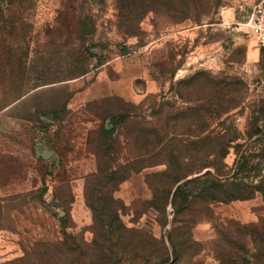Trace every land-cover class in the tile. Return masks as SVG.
<instances>
[{"label":"rangeland","instance_id":"374dc122","mask_svg":"<svg viewBox=\"0 0 264 264\" xmlns=\"http://www.w3.org/2000/svg\"><path fill=\"white\" fill-rule=\"evenodd\" d=\"M262 1L0 0L1 264H264Z\"/></svg>","mask_w":264,"mask_h":264},{"label":"trees","instance_id":"16d2710c","mask_svg":"<svg viewBox=\"0 0 264 264\" xmlns=\"http://www.w3.org/2000/svg\"><path fill=\"white\" fill-rule=\"evenodd\" d=\"M204 0H116V4L118 5L119 10L126 9L127 7H130V5H135L139 4L141 6V9H143V16L147 15L148 13H160L161 11H164L165 14L168 16H175L176 18L179 17V20L176 21L177 23H182L185 21L191 20L190 14L193 9V7H198V5H204L203 4ZM200 22V20H197ZM196 77H191L185 80H182L179 82V86H193L195 82ZM20 97V96H19ZM235 141H228L227 142V148L225 149V152H223V155L227 154L228 148H230V144ZM247 161H241L239 160L237 167L240 168V172H243L245 169ZM206 175H211L210 173ZM185 177L177 178L175 184L181 182ZM264 183V177L262 176V181L260 182V185L257 187H254L253 190H258L261 188L260 186ZM242 184H227L226 186H229L231 188L235 187L236 190H240L241 193H246L244 192L245 190L241 187ZM223 185V187H226ZM229 189V188H228ZM184 189L183 187L179 186L174 195H173V203L175 206H177V202L180 200L182 203L188 201V196L184 194ZM229 193V192H228ZM254 194V193H253ZM250 197V196H249ZM248 196H243L240 194V196H232L230 200H236V199H248ZM118 221V219H117ZM120 222V221H119ZM37 251V249H36ZM31 257H25L22 259H16L11 262H7L4 264H24L25 261L29 262ZM164 263V262H163ZM1 264V263H0Z\"/></svg>","mask_w":264,"mask_h":264},{"label":"built area","instance_id":"2783aa9c","mask_svg":"<svg viewBox=\"0 0 264 264\" xmlns=\"http://www.w3.org/2000/svg\"><path fill=\"white\" fill-rule=\"evenodd\" d=\"M244 28L258 47L264 49V0L247 16Z\"/></svg>","mask_w":264,"mask_h":264},{"label":"water","instance_id":"95a60500","mask_svg":"<svg viewBox=\"0 0 264 264\" xmlns=\"http://www.w3.org/2000/svg\"><path fill=\"white\" fill-rule=\"evenodd\" d=\"M44 157L48 158L49 154H47L46 152H44Z\"/></svg>","mask_w":264,"mask_h":264}]
</instances>
